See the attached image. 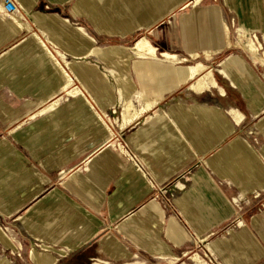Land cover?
<instances>
[{
    "label": "crops",
    "instance_id": "1",
    "mask_svg": "<svg viewBox=\"0 0 264 264\" xmlns=\"http://www.w3.org/2000/svg\"><path fill=\"white\" fill-rule=\"evenodd\" d=\"M15 1L0 264H264V66L232 46L238 27L262 40L264 0ZM162 53L209 54L216 87L192 92ZM126 98L156 104L124 123Z\"/></svg>",
    "mask_w": 264,
    "mask_h": 264
},
{
    "label": "bare ground",
    "instance_id": "2",
    "mask_svg": "<svg viewBox=\"0 0 264 264\" xmlns=\"http://www.w3.org/2000/svg\"><path fill=\"white\" fill-rule=\"evenodd\" d=\"M196 1L199 2L200 0ZM237 32L238 38L234 40L232 46L240 49L249 58L257 62L260 66H264V34L262 35L261 42L258 40V38H256V35L248 33V31L242 27H239L237 29ZM227 44L231 46L230 41H228ZM133 50L137 54L152 55L154 52V49L151 47V45L146 40L142 39L133 44ZM161 57H163L165 60H168L170 63L181 64L186 61L178 60L174 56L166 53H162ZM195 58V55L191 56L192 60H195ZM205 59L209 60L210 55L205 54ZM176 76L180 84H186L192 92L197 94H202L204 91L208 90L210 86L216 87V83L210 70L207 69V67L199 61H195L191 65L178 66ZM77 92L78 91L75 89L73 93ZM155 104L156 102L153 101V99L141 100L139 105L136 106L131 98H126L122 101L120 112L123 122L126 123L138 116L140 113L149 111L155 106ZM230 113L233 119L238 123L242 117L241 114H239V112L236 110H231Z\"/></svg>",
    "mask_w": 264,
    "mask_h": 264
},
{
    "label": "rangeland",
    "instance_id": "3",
    "mask_svg": "<svg viewBox=\"0 0 264 264\" xmlns=\"http://www.w3.org/2000/svg\"><path fill=\"white\" fill-rule=\"evenodd\" d=\"M193 1V0H192ZM191 5H194V4H191ZM239 28V27H238ZM237 28V29H238ZM237 29H236V31H235V35L233 34V39L235 40V39H237L238 38V32H237ZM257 38V37H256ZM259 40V39H258ZM259 41H261L262 42V40H259ZM260 43V42H259ZM264 46V45H263ZM236 50H238V48L236 49ZM238 51H240V50H238ZM240 52H242V51H240ZM201 56L202 55H199L195 60H192V59H190L189 57L187 58V57H180V58H184L186 61L185 62H183V63H181V65H179V66H185V65H191L192 63H194L195 61H199V62H201V63H203L206 67H208V65L206 64V63H204V56H202L203 57V60H202V58H201ZM201 58V59H200ZM251 59V58H250ZM212 60V56H211V59L210 60H208V61H205V62H209V61H211ZM252 60V59H251ZM255 64H257V65H259L257 62H255L254 60H252ZM213 65L214 64H212V68H213ZM209 68V67H208ZM120 112H121V109H115V113H113L114 115H119L120 114ZM40 246H42V245H40ZM36 247L37 249H39V250H45L43 247ZM16 247V246H15ZM21 247V246H20ZM18 251V250H17ZM18 252H22L21 250L20 251H18ZM8 254H9V256H16V252H14V253H11V252H9L8 251ZM21 254V253H20Z\"/></svg>",
    "mask_w": 264,
    "mask_h": 264
},
{
    "label": "built area",
    "instance_id": "4",
    "mask_svg": "<svg viewBox=\"0 0 264 264\" xmlns=\"http://www.w3.org/2000/svg\"><path fill=\"white\" fill-rule=\"evenodd\" d=\"M3 4V8L7 12H14L18 9L16 1L15 0H0ZM254 35V34H253ZM113 113H115V109L113 110ZM114 122V121H113ZM108 124L111 125V123L108 121ZM34 246L39 247L40 244H34Z\"/></svg>",
    "mask_w": 264,
    "mask_h": 264
}]
</instances>
